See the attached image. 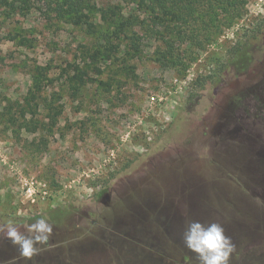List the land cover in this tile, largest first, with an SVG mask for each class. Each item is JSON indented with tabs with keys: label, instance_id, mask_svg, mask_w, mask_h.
Instances as JSON below:
<instances>
[{
	"label": "rangeland",
	"instance_id": "1",
	"mask_svg": "<svg viewBox=\"0 0 264 264\" xmlns=\"http://www.w3.org/2000/svg\"><path fill=\"white\" fill-rule=\"evenodd\" d=\"M77 1L0 0V225L43 217L53 230L75 228L89 208L83 229L104 237L74 231L72 264H117L107 226L133 239L132 255L117 251L123 263L199 264L163 212V171L192 149L209 166L220 108L242 94L244 120L264 136V0L212 9L205 0L187 23L149 0ZM205 168L208 199L194 197L191 221L219 223L227 236L242 230L229 263L264 264V222L246 231L250 219L222 204ZM29 178L40 183L35 202L21 193ZM2 238L0 264L52 261L44 246L31 261L5 260Z\"/></svg>",
	"mask_w": 264,
	"mask_h": 264
},
{
	"label": "flooded vegetation",
	"instance_id": "2",
	"mask_svg": "<svg viewBox=\"0 0 264 264\" xmlns=\"http://www.w3.org/2000/svg\"><path fill=\"white\" fill-rule=\"evenodd\" d=\"M245 97L246 95L242 94L240 98L236 99L232 104L224 105L220 108L221 116L219 120H217V124H215L213 137L208 144L212 150L209 157L212 165L203 166L201 158H197V150L192 149L189 151H180L178 153L180 162L177 169H174L172 166L163 171L164 177L162 179L163 189L161 195L163 199L162 202L164 203L162 204L163 212L166 214V217H173L178 220V233L182 236H184L187 224L192 222L189 213L191 211V203H195L194 197L196 200V198L201 195L203 199H208L209 189L206 181L209 179L206 176L208 173L204 172L207 170L205 167H210L213 171L211 177L215 176L213 179L214 190L221 199L222 204H230V206L228 205L230 208L236 206L240 213H244L245 217L250 219V224L246 228V231L249 226H259V228H261L264 222V213L259 212L260 208L256 206L263 205L261 200L264 201V136H261L260 133H254L255 129L253 128L256 127L252 126L253 123H251L250 126V123L244 120L245 117L249 116V111L241 105V101ZM241 110H244L247 116H243L241 114L242 112H240ZM258 113L261 116V112ZM260 119H262V117H260ZM232 146H241L243 149H241V151L232 149V151H234L231 152L230 148ZM239 151L242 155L239 156L241 158L234 157ZM196 160L200 163L198 164ZM240 160L244 163L243 168L239 165ZM219 178L224 179L225 183L223 184L221 182L222 180ZM102 192V202L106 204L111 202V196L114 190L110 188L107 192L101 190V193ZM250 197L252 200L255 199L258 203L250 201ZM184 203L188 204L184 205ZM244 204L248 206H244ZM89 210V208H85L81 210L82 213H77V216L80 217V221L75 228H71V224H65L63 229L54 227L53 238L51 240L52 245L48 248L50 252L54 253V256L50 257L52 261L48 264H72L70 261L72 251L71 236L74 231L78 230L82 232V230H84V233H95L96 237H104L96 233L95 230L83 229L86 226L87 219L91 216ZM97 212H101L98 207ZM255 212L256 219L255 216L253 217ZM92 222L97 224L96 220H92ZM23 224L19 223L18 225ZM112 229L113 228L109 226L104 227L103 233H110L106 234L108 236L106 239L108 243L106 242V244L116 245L118 248L114 253L117 258V264H132L129 259L123 263L117 251L124 250V253L129 252V254L132 255L129 244L133 239L130 238L129 235L123 234L121 231H113ZM241 231L242 230L236 231V235L232 234L229 236L232 242L237 241V243H235L237 247L241 245L240 240L243 237ZM2 240L1 249L3 250L1 252V257H3V259L9 260L14 254L19 253L18 248L12 245L8 239L3 237ZM119 240H123L124 246L126 244L128 246L119 247L117 245ZM138 245L140 246V244ZM140 247V250L148 252L145 246ZM112 250L114 249L112 248ZM186 253L193 254V252L189 250ZM60 255H63V257L61 258ZM142 255L145 254H141V256ZM17 258L20 257L17 256ZM184 262L185 261H182L181 263L184 264ZM22 264L27 263L23 262ZM229 264H232V262Z\"/></svg>",
	"mask_w": 264,
	"mask_h": 264
},
{
	"label": "clouds",
	"instance_id": "3",
	"mask_svg": "<svg viewBox=\"0 0 264 264\" xmlns=\"http://www.w3.org/2000/svg\"><path fill=\"white\" fill-rule=\"evenodd\" d=\"M0 233L18 248L22 259L31 261L39 255L40 246H44L45 250L51 247L53 225L43 217L26 225H18L13 220H8L0 225ZM183 240L184 246L196 255L199 264H229L235 251L231 237L216 222L208 225L199 221L189 222Z\"/></svg>",
	"mask_w": 264,
	"mask_h": 264
},
{
	"label": "trees",
	"instance_id": "4",
	"mask_svg": "<svg viewBox=\"0 0 264 264\" xmlns=\"http://www.w3.org/2000/svg\"><path fill=\"white\" fill-rule=\"evenodd\" d=\"M142 1H146V0H141V2ZM149 1L152 4L153 8H155L157 6L156 8L163 10L164 14L175 15L176 18L179 20V22L184 21V23H187L190 21L188 18L194 14V11H196L195 6L200 5L205 0H149ZM81 2H82V0L77 1L76 7L79 6V4H81ZM216 3H217V5H219L221 3V5H223L224 7L225 6L229 7V5H231V6L235 5V7H237V3H239V0H209L208 1V5L211 9H212V7H214V5H216ZM28 6H29V4H28ZM156 8H155V10H156ZM257 28L259 29L257 34L263 33L264 21H263V23H260ZM238 50H239V48H237V51ZM237 51L233 52V54H232L233 57L236 56Z\"/></svg>",
	"mask_w": 264,
	"mask_h": 264
},
{
	"label": "built area",
	"instance_id": "5",
	"mask_svg": "<svg viewBox=\"0 0 264 264\" xmlns=\"http://www.w3.org/2000/svg\"><path fill=\"white\" fill-rule=\"evenodd\" d=\"M20 189L21 193L25 194L32 202L36 201V197L41 192L40 183L34 178L21 179Z\"/></svg>",
	"mask_w": 264,
	"mask_h": 264
}]
</instances>
